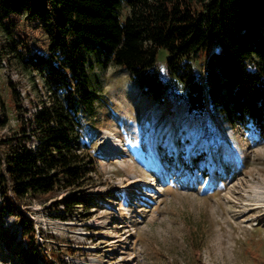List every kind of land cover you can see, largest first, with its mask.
I'll list each match as a JSON object with an SVG mask.
<instances>
[{
  "label": "rangeland",
  "instance_id": "obj_1",
  "mask_svg": "<svg viewBox=\"0 0 264 264\" xmlns=\"http://www.w3.org/2000/svg\"><path fill=\"white\" fill-rule=\"evenodd\" d=\"M127 14L123 6L121 18ZM24 16L13 36L46 54V35ZM208 53L191 55L196 74ZM85 56L95 98L82 115L79 141L93 155L94 170L79 189L12 201L35 224V246L44 256L36 264H264V139L250 124L231 125L209 109L188 114L183 72H169L165 48L154 68L165 83L158 99L120 66ZM0 64L8 116L1 137L19 130L24 113L16 111L9 82L25 110L47 95L39 75L8 52L1 31ZM73 195L88 197L89 207L65 212L62 202ZM20 247L26 248L20 225L6 213L0 264H23L14 253Z\"/></svg>",
  "mask_w": 264,
  "mask_h": 264
},
{
  "label": "trees",
  "instance_id": "obj_2",
  "mask_svg": "<svg viewBox=\"0 0 264 264\" xmlns=\"http://www.w3.org/2000/svg\"><path fill=\"white\" fill-rule=\"evenodd\" d=\"M123 6L128 14L121 18ZM23 14L46 35V54L13 36ZM0 31L8 52L39 75L47 95L38 108L25 110L9 82L16 111L29 116L20 113L19 130L0 137V220L7 213L20 225L26 248L14 253L23 264L44 256L35 246L34 222L12 201L79 189L94 170L93 155L80 142L82 115L95 98L85 52L130 72L142 91L158 99L165 83L154 68L158 50L165 48L169 72H183L188 114L209 109L231 125L250 124L264 139V0H0ZM206 50L198 75L190 58ZM6 111L0 94V130L8 123ZM62 205L70 212L88 208L90 200L67 196Z\"/></svg>",
  "mask_w": 264,
  "mask_h": 264
}]
</instances>
